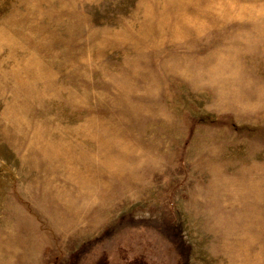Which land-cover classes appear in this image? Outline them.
<instances>
[{
    "label": "rangeland",
    "instance_id": "obj_1",
    "mask_svg": "<svg viewBox=\"0 0 264 264\" xmlns=\"http://www.w3.org/2000/svg\"><path fill=\"white\" fill-rule=\"evenodd\" d=\"M0 264H264V0H0Z\"/></svg>",
    "mask_w": 264,
    "mask_h": 264
}]
</instances>
